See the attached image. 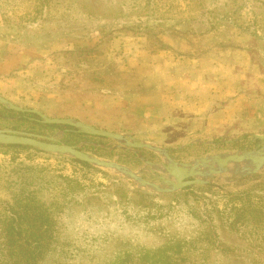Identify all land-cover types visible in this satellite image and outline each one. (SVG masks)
<instances>
[{
    "label": "rangeland",
    "instance_id": "374dc122",
    "mask_svg": "<svg viewBox=\"0 0 264 264\" xmlns=\"http://www.w3.org/2000/svg\"><path fill=\"white\" fill-rule=\"evenodd\" d=\"M212 33L256 47L255 58H264V0H0V60L12 62L10 79L15 72L24 79L21 98H32L26 105L8 100L156 145L176 162L259 149L264 140L256 136L166 146L113 128L105 103L131 85V57L147 47L212 44ZM12 111L0 103V130L77 147L160 187H168L161 177L175 181L160 152ZM36 149L0 145V230L14 201L7 179L18 172L37 176V193L53 204L50 232L24 222L23 231L39 230L27 240L40 245L35 264H264V167L236 172L254 167L230 163L198 176L204 184L162 193L115 169Z\"/></svg>",
    "mask_w": 264,
    "mask_h": 264
},
{
    "label": "crops",
    "instance_id": "0c3cea01",
    "mask_svg": "<svg viewBox=\"0 0 264 264\" xmlns=\"http://www.w3.org/2000/svg\"><path fill=\"white\" fill-rule=\"evenodd\" d=\"M255 50L214 33L198 48L139 50L128 67L131 85L105 103L113 128L166 146L264 135V58ZM12 65L0 60V95L26 105L32 98H21L24 79L9 78Z\"/></svg>",
    "mask_w": 264,
    "mask_h": 264
},
{
    "label": "water",
    "instance_id": "95a60500",
    "mask_svg": "<svg viewBox=\"0 0 264 264\" xmlns=\"http://www.w3.org/2000/svg\"><path fill=\"white\" fill-rule=\"evenodd\" d=\"M0 103L16 111L36 113L43 119L45 123L48 124L70 125L78 128V130L82 133L112 138L124 143L128 147L147 148L160 152L164 156H166L168 160L166 170L172 177L175 178V181L166 177H161L162 181L167 184L168 187H160L156 183L150 182L140 177L134 171L117 162L102 160L98 157L90 156L89 154L83 152L77 147L50 142L31 134H17L6 130H0V144L31 146L41 149L45 152L69 154L81 161H85L100 167L115 169L125 175L130 176L138 183H140V185L153 187L154 189H156V191L162 193L173 192L193 184H204L207 181L204 179L197 178L198 176H206L208 174L221 173L226 169V166H228L230 163H251L254 167L253 169H250L237 166L236 172L246 171L248 173H253L264 167V143L262 147L252 151L230 154H214L212 156L198 158L190 163L176 162L174 159L171 158L170 154L166 149H163L156 145H152L145 142H139L133 140L131 137L122 135L114 131L96 128L82 121H77L73 118L50 117L37 109H29L16 105L15 103L3 97L2 95H0ZM256 137L264 140V135H257ZM202 168H205L207 171H202Z\"/></svg>",
    "mask_w": 264,
    "mask_h": 264
},
{
    "label": "trees",
    "instance_id": "16d2710c",
    "mask_svg": "<svg viewBox=\"0 0 264 264\" xmlns=\"http://www.w3.org/2000/svg\"><path fill=\"white\" fill-rule=\"evenodd\" d=\"M9 111V110H8ZM16 112V111H12ZM22 114V112H17ZM27 115H34L33 113H26ZM54 127L70 128L71 126L50 124ZM68 144H73L67 142ZM1 146L16 147V148H31L36 149L31 146L24 145H5ZM39 151V149H36ZM81 165L89 166L90 164L81 161L79 159H73ZM20 171L18 167L14 168ZM27 169L23 173L17 174V179H7L8 185H10L11 190L14 192V201L6 205L8 215L5 218L4 228L0 230V245L5 247L2 250L1 264H35L38 258L39 252H41L39 246H30L27 243L29 238H32V232H39V230H34L30 227L29 232L23 231L24 222H29L31 225L36 224L42 231L50 232L49 225L53 221L52 208L53 204L44 201L37 193L36 179L37 176L32 175V173L27 174ZM5 174V173H3ZM9 175V174H8ZM6 178V177H5ZM24 190V191H23ZM21 191L26 192L22 194ZM59 206V204H57ZM18 226L20 229H18ZM22 230V231H21ZM37 237V235H36Z\"/></svg>",
    "mask_w": 264,
    "mask_h": 264
}]
</instances>
